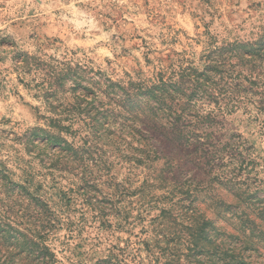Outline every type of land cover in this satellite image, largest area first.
Returning <instances> with one entry per match:
<instances>
[{
  "label": "rangeland",
  "instance_id": "rangeland-1",
  "mask_svg": "<svg viewBox=\"0 0 264 264\" xmlns=\"http://www.w3.org/2000/svg\"><path fill=\"white\" fill-rule=\"evenodd\" d=\"M263 31L264 0H0V264H264V115L215 111L181 142L100 101ZM79 112L73 150L33 136ZM16 228L54 257L12 249Z\"/></svg>",
  "mask_w": 264,
  "mask_h": 264
},
{
  "label": "trees",
  "instance_id": "trees-1",
  "mask_svg": "<svg viewBox=\"0 0 264 264\" xmlns=\"http://www.w3.org/2000/svg\"><path fill=\"white\" fill-rule=\"evenodd\" d=\"M26 64L30 65L27 61ZM67 75L69 73H59L55 77L56 84H52L49 89L55 92L57 86H62L60 83L62 84ZM100 101L101 104L108 105L106 107L110 108V120L114 125L117 126L120 120L122 125L118 127L131 128L133 122L138 121L136 119L139 118L138 113L142 109L146 123L157 130L171 134L181 142L184 138L181 135L188 131L186 125L195 122L207 123L212 119L215 111L228 114L244 106L254 107L257 113L264 115V31L256 40H233L223 41L219 45L213 44V48L203 59L201 69L179 68L167 79L161 75L156 82L131 83L127 87L110 81V97L106 102H103L101 98ZM88 117L89 131L95 135L98 125L102 126V124L96 116ZM81 119L80 112L66 114L58 120L52 119L54 123L52 127L57 128L59 133L54 134L45 129L36 128L33 130V136L37 135L38 130L49 143L73 150V143L63 138L61 133H69V130ZM63 121H66L67 125L62 126L59 123ZM262 123L264 125V118L261 120ZM87 141L88 138L85 143ZM187 142L201 145L200 140L196 138L183 141V143ZM15 205L28 216L34 211L30 200L14 199L8 202L5 212L16 213ZM6 232L9 233V231ZM15 233L17 236L12 241H15L12 249H19V253H27L30 249L28 253H37L36 257L44 256V259L54 257L41 244L40 234H35L39 233L38 231L33 234L34 237L24 234L17 228ZM2 238L10 239L5 234ZM9 248L11 246L0 243V251ZM26 264H34L33 259Z\"/></svg>",
  "mask_w": 264,
  "mask_h": 264
}]
</instances>
